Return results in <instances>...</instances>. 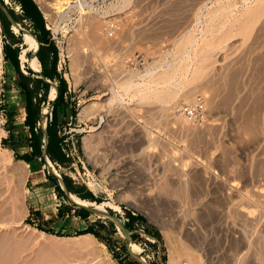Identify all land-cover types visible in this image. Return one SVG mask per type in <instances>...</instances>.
<instances>
[{
  "label": "rangeland",
  "instance_id": "1",
  "mask_svg": "<svg viewBox=\"0 0 264 264\" xmlns=\"http://www.w3.org/2000/svg\"><path fill=\"white\" fill-rule=\"evenodd\" d=\"M2 1L20 25L16 32L11 24L14 37L2 27L6 45L21 41L12 45L29 75L20 59L23 33L34 35L33 27L20 20L19 4ZM34 1L68 84L58 127L70 160H36L18 179L9 166L25 150L12 154L0 142V264H134L131 255L146 264H264V0H69L86 14L72 8L63 18L56 0ZM15 77L3 50L0 139L13 105L16 132H27ZM132 83L140 84L123 95ZM112 86L123 95L118 104ZM51 105L49 98L42 105V130ZM65 180L70 194L107 202L140 250L131 251L112 218L88 210L79 217ZM14 203L27 209L20 225ZM91 224L100 238L81 234Z\"/></svg>",
  "mask_w": 264,
  "mask_h": 264
},
{
  "label": "trees",
  "instance_id": "2",
  "mask_svg": "<svg viewBox=\"0 0 264 264\" xmlns=\"http://www.w3.org/2000/svg\"><path fill=\"white\" fill-rule=\"evenodd\" d=\"M0 1L3 3L2 0ZM13 1L19 4L22 9L20 20L28 21L33 27L34 35L41 44L37 53V58L42 65V75L52 81H58V93L53 104L51 120L47 123L46 131L48 138L45 144L43 142V130L38 126V123L41 121L42 105L48 101L50 84L41 78H33L32 75L34 72L30 68H27L29 75H25L21 71L18 60L20 50L19 48H14L12 45L15 43H21L20 40H18V42H13L11 45H6L4 48L5 56L7 57V60L14 66L17 82L16 84L20 89L23 108L26 112L23 127L27 128V132H29L30 137H26L25 133L23 132H16L15 116L17 114V106L13 105L11 107H15L14 110L8 112L7 114L8 123L6 129L9 132V136L7 139L2 141V145L4 147L16 150V148H18L23 143V141L26 140L28 141V144L32 150L30 153H25L21 156L16 154V157L20 160H24L31 165L33 161L35 162L36 160H40L42 164H46L45 157L47 156L50 162L65 165L69 162L70 157L68 156V153L65 152V148L63 146L64 138L59 135L60 130L58 127V108L60 105L64 104V96L68 91V84L65 78L57 70L59 60L58 48L55 42L51 39L49 30L46 29L45 20L38 5L33 0ZM10 14L14 17L16 22H19L12 11H10ZM0 21L4 32L10 37H14L10 30L11 23L1 10ZM36 32H39L40 34L38 35ZM44 146H46V154L44 153ZM50 178L54 181V187L59 191V193L63 195L57 178L53 175H50ZM65 186L70 192H72V185L70 181L65 180ZM75 193L82 199L94 200V196L91 192L82 194L80 191H76ZM74 208L79 217L83 218L84 220L89 217L90 212H88L86 209L79 207ZM129 218L132 221L135 219L133 216H131V214H129ZM126 227L129 229L128 224ZM40 229L43 230L42 228ZM86 233H90L97 238L101 237L96 231L93 230L92 224L88 226L86 230L81 232V234ZM133 263L138 264L136 262Z\"/></svg>",
  "mask_w": 264,
  "mask_h": 264
},
{
  "label": "bare ground",
  "instance_id": "3",
  "mask_svg": "<svg viewBox=\"0 0 264 264\" xmlns=\"http://www.w3.org/2000/svg\"><path fill=\"white\" fill-rule=\"evenodd\" d=\"M54 8L59 12V14L61 15V17L63 18V17H65L66 16V14H67V12H68V9L70 10V9H72V8H76V9H78V10H80V13H82V14H86V10H85V8H86V6H84L83 4H81V3H75V4H70V2H69V0H56L55 1V3H54ZM60 18V17H59ZM56 25H58V24H56ZM107 25V24H106ZM19 27H20V25H13V29H14V31H16V32H19ZM57 28V27H56ZM60 28V27H59ZM108 29V28H107ZM55 31V30H54ZM113 30H110V29H108V30H106L105 32L106 33H109V34H112L113 32H112ZM78 38V37H77ZM80 39V38H79ZM81 40V39H80ZM79 40V41H80ZM78 41V42H79ZM23 42H24V44L26 45V48H24V51H23V53L21 54V59L20 60H23V62H24V60L25 61H27L28 62V65H29V67L32 69V70H34L35 72H40L41 71V64H40V62H39V60H38V58L35 56V53L37 52V50H38V46H39V43H38V41H37V39L34 37V35H32V34H30L29 32H24L23 33ZM75 44V43H74ZM77 47H79V46H77ZM76 48V47H75ZM27 51H31L32 52V57L30 58V59H26V56H25V53L27 52ZM76 52H77V50H76ZM127 59V58H126ZM127 63V62H126ZM172 67V66H171ZM176 67V66H175ZM179 67V66H178ZM178 67H176L177 69H178ZM174 68V67H173ZM171 69V68H170ZM172 70V69H171ZM174 70H176V69H174ZM173 70V71H174ZM126 71V70H125ZM133 71V70H132ZM131 71V72H132ZM138 72V71H137ZM168 72H170L169 70H168ZM172 72V71H171ZM127 74H128V72H126ZM136 73V72H135ZM149 73V72H148ZM152 72H150V74H151ZM129 74H131V73H129ZM144 74V73H143ZM150 74H148V75H150ZM165 74H166V72H165ZM131 75H135V74H131ZM145 75H147V74H145ZM163 75V74H162ZM174 75V74H173ZM142 76V75H141ZM168 76H170L171 77V75H168ZM168 76H167V80H168ZM138 77V76H137ZM142 77H144V75L142 76ZM148 77V76H147ZM169 77V78H170ZM162 78H165L166 79V77H162ZM173 79V78H172ZM160 81H161V78H160ZM127 82V81H126ZM140 83H141V81H139ZM129 83H130V80H129ZM140 83H132V84H130V85H128L127 84V86H122V89H123V91L125 92L123 95H126L127 96V94H128V92H129V90H131V88L132 87H136L137 85L139 86V84ZM143 84V83H142ZM147 85V84H146ZM114 86V85H113ZM112 86V87H113ZM144 86V85H143ZM111 87V88H112ZM120 87V86H119ZM142 87V86H141ZM110 89V88H109ZM122 89H120V90H122ZM137 89V88H136ZM135 89V90H136ZM139 89V88H138ZM140 90V89H139ZM111 91H112V95H113V97L114 98H116L114 101H115V103H117L118 104V100H119V98H117V95H120V94H117V93H119V89H115V87H113L112 89H111ZM133 91V90H132ZM137 91V90H136ZM136 91L134 92V95H135V93H136ZM152 92L150 89L149 90H147L146 91V93H148V92ZM155 91H157V90H155ZM162 90H160V92H161ZM167 92L169 91V90H166ZM110 92V91H109ZM138 92H140V91H138ZM157 92H159V91H157ZM157 92H154V93H157ZM163 92H164V90H163ZM162 92V93H163ZM170 92H172V91H170ZM170 92L168 93V95L170 94ZM131 93H133V92H131ZM144 93H145V91H144ZM153 93V92H152ZM153 93V94H154ZM110 94H111V92H110ZM141 94H143V93H141ZM161 94V93H160ZM164 94V93H163ZM173 94H174V92H173ZM173 94H171L172 96H173ZM56 95H57V90H56V87H55V85H52L51 86V88H50V92H49V100H55V98H56ZM112 95H110V96H112ZM123 95L120 97V98H123ZM150 95H152V94H150ZM158 95V94H157ZM125 96V97H126ZM164 96V95H163ZM162 96V97H163ZM124 97V98H125ZM171 97V96H170ZM143 98V97H142ZM144 98H146V96L144 97ZM143 98V99H144ZM151 98H152V96H151ZM154 98V97H153ZM159 99V98H158ZM164 99L166 100L167 98H165L164 97ZM108 100H112V99H108ZM108 100L107 101H105V102H108ZM169 100V99H168ZM126 101V100H125ZM143 101V100H142ZM159 101V100H158ZM163 101V100H162ZM167 101V100H166ZM105 102H104V105H105ZM111 102V101H110ZM120 103H121V101H119ZM123 102V101H122ZM127 102V101H126ZM126 102H124V103H126ZM112 104V103H111ZM110 103L108 104V105H111ZM122 104V103H121ZM177 104V103H176ZM175 104V105H176ZM107 105V104H106ZM107 105V106H108ZM126 105V104H125ZM174 105V106H175ZM95 106V105H94ZM101 106H102V104H101ZM124 106V105H123ZM127 106V105H126ZM47 113V108H44L43 109V114H46ZM24 115H25V112L23 113V117H24ZM43 126H45V123H43ZM99 137H97L96 138V140L98 139ZM98 141H100V139L98 140ZM143 142V141H142ZM139 145H141V144H139ZM134 146V145H133ZM136 147V146H135ZM134 148V147H133ZM5 150V149H4ZM4 160V159H3ZM6 160V159H5ZM48 162H49V164L51 165V162L49 161V160H47ZM20 164H22V166L20 167V166H14V165H11V166H9L10 168H11V170H12V172H13V174H14V176H16L18 179H21V178H23L24 180H26V176H27V163L26 162H24V161H20ZM52 166V165H51ZM53 168V167H52ZM53 170H54V173L56 172V170L53 168ZM202 172H199L198 174H196V175H194V176H196V177H198L199 178V175H202L201 174ZM11 175V174H10ZM13 176V175H12ZM195 177V178H196ZM15 178V177H14ZM194 179V178H193ZM167 181V180H166ZM169 181V180H168ZM171 181V180H170ZM200 181V180H199ZM203 181V180H202ZM170 183V182H169ZM196 183V182H195ZM195 183H193V184H195ZM199 183V182H198ZM200 183H202L201 181H200ZM164 184V183H163ZM222 184V186L224 187V183H221ZM202 185V184H201ZM170 186V185H169ZM171 186H172V184H171ZM165 187V186H164ZM158 189H160V188H158ZM164 188H162L160 191H158V195H160V193H161V195H163L162 193L164 192ZM174 191V190H173ZM11 192H13V191H11ZM155 193V192H154ZM152 193H150L149 195H151ZM155 195H156V193H155ZM166 195V194H165ZM165 195H163V197L165 198ZM174 195V194H173ZM19 196H20V194H19V192H18V190H16L14 193H13V197H14V200H15V202H19V200H20V198H19ZM10 197H12V196H9V198ZM168 197V196H167ZM170 197V196H169ZM172 197V196H171ZM70 198L74 201V202H76L77 204H81V205H83V206H87V207H91V208H94L95 210H98V211H101L102 213H95L97 216H99V217H107L105 214H103V213H108L107 211H106V203H97V202H91V201H88V200H85V199H81V198H79L78 196H76V195H74V194H70ZM159 198V196H154V199L155 200H157ZM162 198V197H161ZM160 199V198H159ZM7 202H10V201H7ZM109 203V202H108ZM10 205H12L11 204V202H10ZM14 205H15V208H14V218H13V222H14V224L15 225H20V221L19 220H21V218H23L24 217V215H25V213L27 212V210L26 209H23L20 205H18V204H15L14 203ZM109 206V205H108ZM12 207V206H11ZM112 207H114V210L115 209H118V206H112ZM3 209V208H2ZM8 211V210H7ZM8 213V212H7ZM13 213V212H12ZM110 214V213H109ZM7 218V217H6ZM11 224L13 225V223L11 222ZM10 224V225H11ZM11 225V226H12ZM7 226V225H6ZM24 226V225H23ZM27 228H30V230L31 229H33V230H35V231H37V232H40L41 234H45V232H43V231H39V230H37V229H34V228H32V227H30V226H28V225H25ZM27 228H25L26 230H27ZM120 228V227H119ZM32 230V231H33ZM120 230H121V233L124 235V232H123V230L120 228ZM33 235V234H32ZM31 235V236H32ZM93 236L92 234H90V233H87V234H84V236ZM34 237H35V235H34ZM58 238H60V239H64V238H66V237H58ZM129 247H130V249H131V251L133 252V253H136V252H138L139 250H140V248L141 247H139V245L138 244H136V243H134V242H129ZM60 249V248H59ZM170 264H172L173 262L170 260Z\"/></svg>",
  "mask_w": 264,
  "mask_h": 264
},
{
  "label": "water",
  "instance_id": "4",
  "mask_svg": "<svg viewBox=\"0 0 264 264\" xmlns=\"http://www.w3.org/2000/svg\"><path fill=\"white\" fill-rule=\"evenodd\" d=\"M0 10L3 12V14L7 17V19L11 22V24L13 25H18V23L16 22V20L14 19V17L10 14V12L5 8V4H3L1 1H0ZM36 38V36H34ZM37 39V38H36ZM38 41V39H37ZM39 43V48H40V42L38 41ZM38 48V50H39ZM38 50L37 52L35 53V56L37 57V53H38ZM39 74H41L40 72H38ZM41 78H43L48 84H50L51 86L53 85L52 81L46 79L43 77V75H41ZM56 87V85H55ZM57 90V89H56ZM55 100H52V105L51 107H53V103H54ZM42 118H44V114L42 112ZM41 125V123H39V126ZM43 132H44V142L46 143L47 141V138H48V134H47V131L46 129L44 128L43 129ZM44 153L46 154V146L44 147ZM46 159L49 160L46 156ZM49 165V164H48ZM50 166V165H49ZM64 190H65V193L66 195H69L70 196V192L69 190L67 189V187L64 185ZM73 201V200H72ZM74 202V201H73ZM75 205L79 208H84L90 212H93V213H102L101 211H98V210H95L94 208H91V207H87V206H83L81 204H77L76 202H74ZM105 214L107 217L109 218H112L115 223L123 230L124 232V236H125V239L127 241V243L131 242L132 238H131V233H130V230L126 227L125 223L120 219L118 218L116 215H111L109 213H103ZM131 257L138 263V264H146L145 262L141 261L139 258L131 255Z\"/></svg>",
  "mask_w": 264,
  "mask_h": 264
},
{
  "label": "crops",
  "instance_id": "5",
  "mask_svg": "<svg viewBox=\"0 0 264 264\" xmlns=\"http://www.w3.org/2000/svg\"><path fill=\"white\" fill-rule=\"evenodd\" d=\"M34 1V0H33ZM35 2V1H34ZM36 3V2H35ZM40 9V8H39ZM41 11V10H40ZM5 46H6V43H5V45H4V48H5ZM38 48H39V46H38ZM39 60V59H38ZM40 62V61H39ZM41 64V63H40ZM31 69V68H30ZM32 70V69H31ZM57 70H58V67H57ZM33 72H34V74H36L37 76H36V78H41V75H42V65H41V71H40V73L41 74H39L38 72H35L34 70H32ZM58 72H59V70H58ZM60 73V72H59ZM44 77V76H43ZM45 78V77H44ZM15 79H16V77H15ZM41 79H43V78H41ZM46 79H48V78H46ZM44 80V79H43ZM48 80H50V79H48ZM45 81V80H44ZM50 81H52V80H50ZM46 82V81H45ZM57 86L58 85H56V89H57ZM50 88H51V85H50ZM50 92V91H49ZM68 92V91H67ZM66 92V93H67ZM58 93V92H57ZM56 97H57V95H56ZM48 98H49V96H48ZM56 99V98H55ZM54 104V103H53ZM52 110H53V107H51V113H52ZM25 112V109L23 108V113ZM43 112V111H42ZM42 114V113H41ZM23 115V114H22ZM25 117H26V112H25V115H24V117H23V121L25 120ZM42 115H41V121H42ZM51 120V119H50ZM41 121L39 122V123H41ZM24 123V122H23ZM39 123H38V126H39ZM45 126H46V124H45ZM40 127V126H39ZM23 133H25V135H26V137H30V135H29V132H23ZM8 136H9V132H5V133H3L2 135H1V139H0V142H2L4 139H7L8 138ZM43 142H44V132H43ZM45 143V142H44ZM46 144V143H45ZM3 146V145H2ZM45 147V146H44ZM43 147V148H44ZM2 148V150H4L5 149V151H9V150H12V154L14 153V152H16V151H18L19 149H24L25 150V153H30L31 152V147L29 146V144H28V141H26V140H24L23 141V143L18 147V148H16V150H13V149H11V148H7V147H1ZM20 159L17 161V164H16V166H22V164H20ZM22 161H24V160H22ZM24 162H26V161H24ZM27 163V162H26ZM33 163H34V161H33ZM32 163V164H33ZM28 165H27V176L29 177V173L31 172L30 171V168H31V164H29V163H27ZM27 176H26V178H27ZM23 179V178H22ZM27 210V209H26ZM28 213L26 212L25 213V215L24 216H26Z\"/></svg>",
  "mask_w": 264,
  "mask_h": 264
},
{
  "label": "built area",
  "instance_id": "6",
  "mask_svg": "<svg viewBox=\"0 0 264 264\" xmlns=\"http://www.w3.org/2000/svg\"><path fill=\"white\" fill-rule=\"evenodd\" d=\"M5 36L3 35V29H2V25H1V22H0V53L2 55L3 53V50H4V45H5ZM4 57V56H3ZM50 116H51V112L49 113ZM51 119V118H50Z\"/></svg>",
  "mask_w": 264,
  "mask_h": 264
}]
</instances>
